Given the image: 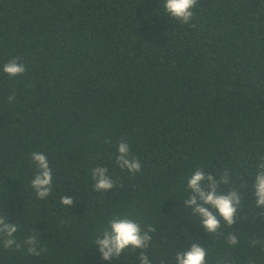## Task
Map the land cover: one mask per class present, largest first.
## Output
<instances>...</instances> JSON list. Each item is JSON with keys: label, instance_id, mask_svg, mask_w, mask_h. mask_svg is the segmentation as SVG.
Wrapping results in <instances>:
<instances>
[{"label": "trees", "instance_id": "16d2710c", "mask_svg": "<svg viewBox=\"0 0 264 264\" xmlns=\"http://www.w3.org/2000/svg\"><path fill=\"white\" fill-rule=\"evenodd\" d=\"M164 0H0V216L17 223L18 242L0 264H175L190 240L206 264H264V208L252 182L264 157V0H198L181 23ZM16 58L25 72L3 71ZM15 94V100L8 97ZM124 140L142 170L116 164ZM33 152L53 170L50 195L31 186ZM107 167L112 190L93 189ZM198 167L232 177L221 191L242 193L235 223L211 235L183 201ZM69 195L72 206L60 203ZM152 226L147 249L104 260L94 244L115 216ZM236 230L240 243L229 245Z\"/></svg>", "mask_w": 264, "mask_h": 264}, {"label": "clouds", "instance_id": "9594fccd", "mask_svg": "<svg viewBox=\"0 0 264 264\" xmlns=\"http://www.w3.org/2000/svg\"><path fill=\"white\" fill-rule=\"evenodd\" d=\"M198 0H164L165 11L181 23H189L193 18V9ZM3 71L11 77L23 74L25 66L19 63L16 58L6 62ZM15 94L8 97L9 102L15 100ZM116 164L127 169L131 173H138L142 170L140 161L130 154L129 144L121 140L117 146ZM31 160L36 166V172L31 180V186L35 190L38 198L48 197L52 191L53 170L50 167L47 156L42 152H33ZM258 171L255 173L252 186L255 198V208H264V157L260 158L257 165ZM93 189L96 192L112 190L116 184L108 174L107 167L96 166L92 169ZM232 177L227 170L219 177L210 172H206L203 167H198L187 177V189L189 196L183 201L184 207L191 208V216L199 219L204 230L211 235H222L220 229L223 224L229 228L235 223V218L241 204L242 193L234 188L228 191H221V185H229ZM60 203L66 207L74 204V199L69 195L60 198ZM107 227L101 235L95 238L94 244L104 260H113L121 256L126 248L147 249L152 240L151 233L155 231L152 226L141 227L140 222L130 214L115 216L107 222ZM17 223L9 222V219L0 216V242L6 249H20L27 246L30 255L39 256L45 249L41 248L40 241L36 234L29 235L18 242L15 237ZM190 240V248L186 251H176L175 264H206L208 258V248L203 247L199 242ZM226 242L229 245L240 243V236L236 230L228 232ZM264 246V239L253 237L250 246ZM139 264H152L144 251L139 254ZM227 264H235V261H228ZM247 264H256L254 259L249 258Z\"/></svg>", "mask_w": 264, "mask_h": 264}]
</instances>
